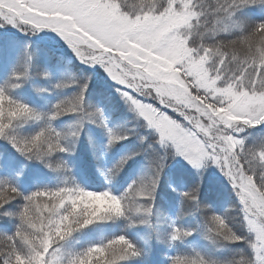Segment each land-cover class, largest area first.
<instances>
[{"label": "snow or ice", "instance_id": "snow-or-ice-1", "mask_svg": "<svg viewBox=\"0 0 264 264\" xmlns=\"http://www.w3.org/2000/svg\"><path fill=\"white\" fill-rule=\"evenodd\" d=\"M49 44L102 69L156 137L158 157L123 190L113 181L138 153L94 163L103 154L90 125L105 130V151L127 137L91 103L90 78H57L41 60ZM255 128L264 129V0H0V141L14 150L0 152V264H264V142L240 135ZM169 156L198 178L162 186ZM34 162L58 182L26 193L21 177L42 179ZM209 166L231 187L235 223L202 205ZM93 167L96 179H76L74 169L87 177ZM173 194L174 216L157 204ZM197 213L195 227L178 223Z\"/></svg>", "mask_w": 264, "mask_h": 264}, {"label": "trees", "instance_id": "trees-1", "mask_svg": "<svg viewBox=\"0 0 264 264\" xmlns=\"http://www.w3.org/2000/svg\"><path fill=\"white\" fill-rule=\"evenodd\" d=\"M240 15L247 17V16L254 15V14L251 13L248 9H245ZM50 53L51 51H49L47 47H44L40 50L39 56L42 61L46 62V64H51L52 66H56V62H54V59L51 57L52 54ZM52 70L53 72L57 71L56 69H52ZM89 90H90L91 103L94 104V103H98L102 101L110 102V104L109 103L107 104V106L110 108L109 116L111 118L112 124L115 125L117 115L121 114L119 112L117 113V110H118L117 101L113 97H111L109 93H107L106 87H104V85L101 83L92 84ZM18 95L24 96L25 94L23 92H18ZM56 95L62 96V94L59 91H57ZM108 95H110L111 98H109ZM51 99L53 102H55L56 97L53 96L51 97ZM111 103H113L114 105H111ZM126 114L128 113H123V115H126ZM126 118H127L126 119L127 126L122 128L121 130L123 131L124 136H126L127 139L122 140L121 142H119L118 145L119 147L121 146L120 148H123V152H125L123 155L128 154L127 153L128 151L137 152L138 155L134 156L131 160L128 161V164L125 165V167L121 171L120 178L116 180L115 182L113 181V186L117 185L119 190H123V188L125 187L123 186V184L125 183L128 177V174L131 173L132 166L136 164L137 161L138 162L144 161V162H147V164H149V161L155 160L158 157V153H159L155 151V149L159 148V146L155 143V138L150 137L149 134L143 135V133H140L139 136H135V134L133 133V130H135L134 125L138 124L137 120L134 117L130 116L129 114L126 115ZM66 121L70 122V118L69 117L61 118V120L57 122V126H61ZM101 130L102 129H98L97 131L101 132ZM143 132L147 134V132L145 131ZM240 135L247 137V143L249 145H259L260 143L264 142V129L262 128L247 129L244 133H241ZM98 140L99 139H96L97 145H99ZM145 141H151L150 142L151 146H148L147 148V146H145L147 145ZM150 147H151V150H150ZM5 148H7L9 151H14L11 149L10 145H5L3 141H0V152H3ZM144 148H147V149H144ZM150 152L152 153L150 154ZM141 153L142 155H140ZM168 160L170 163V156L167 158L166 162H168ZM98 161H101V159ZM96 162L97 161H95L94 163L96 164ZM34 167L38 169L39 174L42 177V179L37 181L31 178L21 177L20 178L21 191L27 193V192L35 190V188L37 187H44L45 185L49 187L54 186L58 182V178L56 177V175L51 173L48 169L44 168L42 165H40L39 162H34ZM74 171L76 172V179L81 183H86L89 176H91L92 179L95 178L93 174L94 167L90 170V173L88 174L87 177L84 175H81L78 168L74 169ZM0 175H3V173H0ZM136 178L137 177L133 176L130 179V181ZM170 178L176 181L178 188H183L185 186L184 183H182L183 179L187 178L190 181H195L198 177L197 175H190L189 173L182 172L179 175V178H177L175 177V174H172L170 172L168 175L162 174L161 184L164 185V183ZM175 201L176 200H174L171 204H169L170 206L168 209L165 208L164 210L171 211L172 214L174 215ZM201 202H202V205H209L216 214L225 216L226 218H232L233 223H235L236 199L231 190V187L230 185H228V183H226V181L217 178L216 175L212 173V171L207 170L205 171V173H203ZM158 206L161 207L160 204H158ZM183 219L184 221H182ZM202 219H203L202 214L197 213L194 216L189 215V216L183 217L181 221H178V223L183 224L185 226L195 227L198 223H202ZM119 227H120L119 225H114L108 229V232L110 233L111 231H116L118 230ZM97 235L98 233L95 234L96 239H98L96 237ZM193 235L196 236V233H193ZM86 239L87 237L82 238L80 243H82ZM77 246H79V244H77ZM197 246L221 258L231 255V252L228 251L227 249H223V248L217 249L211 245L210 241H207L204 239H198Z\"/></svg>", "mask_w": 264, "mask_h": 264}, {"label": "rangeland", "instance_id": "rangeland-1", "mask_svg": "<svg viewBox=\"0 0 264 264\" xmlns=\"http://www.w3.org/2000/svg\"><path fill=\"white\" fill-rule=\"evenodd\" d=\"M13 31H15V30H13ZM39 35L43 36L44 33H39ZM53 35H55V34H53ZM32 39H35V37H33ZM47 48L49 51H51V53H50V54H52L51 57L54 59V62H56V66H52L51 64H47V66H49L51 69L57 70V71L53 72L57 78L63 77L65 79H67L69 77H75L77 79H82V78L88 77V78H90V82H89V86H88L89 88L94 83H101L104 85V87H106L107 93H109L111 95V97H113L117 101V105H118L117 113L119 112L121 114L117 115L115 125L112 124L111 118L109 116L110 115V113H109L110 108L107 106V104L108 103L110 104V102H103L102 101V102H98V103H94V104L92 103L95 107H98L102 110V112L104 113V116L108 122L109 127H111L118 134L124 135V133L121 129L127 126L126 115L129 114L130 116L134 117L138 123V124L134 125L135 130H133V133L135 134V136H139L140 133H143V135L149 134L150 137H154L156 139V137L151 134V130H149L146 127V122L141 117L138 116L137 112L134 110V108L130 104V102L126 101V99L123 98L121 92L117 91L118 86L113 81H111L110 78H108L106 74L103 73L102 69L99 72H97L94 69H89L88 67H86L84 65H80L79 62L76 61L67 51H65L64 49H62L60 47H57L55 44H49V46H47ZM64 64H65V66H64ZM75 88H76V85H71L68 88H65L63 90H58V91L62 94V96L63 95H69L75 90ZM110 95H108L109 98H111ZM111 105H114V104L111 103ZM123 113H128V114L123 115ZM122 125H124V126H122ZM90 127L93 129L94 137L96 139H99L98 140L99 145H97V155L100 156L101 153L103 154L101 157V161H97L96 164L110 166L112 163L119 160L120 157L125 153V152H123V148H120L121 146L119 147V145H118L119 143L116 144L115 146H113L111 149L105 151L104 147H103V144L106 143L105 130L102 128H98L95 125H90ZM98 129H102L101 132L97 131ZM118 130H120V131H118ZM143 131L147 132V134H145ZM98 132H99V134H98ZM150 142L151 141H145V143L147 144L145 146H147V148H148V146H151ZM147 148H144V149H147ZM150 150H151V147H150ZM155 151L160 152V149L159 148L155 149ZM129 152L130 151H128L127 153L129 154ZM151 153L152 152H150V154ZM140 155H142V153ZM147 170H148L147 162H144V161L138 162L137 161V163L134 164L131 168L130 177L131 178L133 176L138 177V176L144 174ZM207 170L212 171V173L214 175H216L217 178L222 179V180L226 181V183H228L226 178L223 176V174L215 166H209L208 168L203 170V173H205V171H207ZM170 172L172 174H175V177H177V178H179V175L182 172L183 173L184 172L189 173L190 175H197L196 171L194 169H192L182 158H179V157L173 158L172 156H170V163H169V160H168V162H166V167H165L164 173H162V174L168 175ZM93 174H94V172H93ZM120 174H121V172L117 175L114 182L120 178ZM95 179H96V176H95ZM131 182L132 181H128V183H127V181H126L123 184V186L127 187V185ZM113 187L115 190H119L117 185L113 186ZM159 190L160 189H158V191ZM176 199H177L176 195L173 194V196L171 197V201L173 202ZM157 204H160L163 209H165V208L168 209L170 206L169 203H166V202L162 203L159 200L157 201ZM179 221H181V220H179ZM182 221H184V219ZM99 236L100 235L98 233V235L96 237L99 238Z\"/></svg>", "mask_w": 264, "mask_h": 264}]
</instances>
